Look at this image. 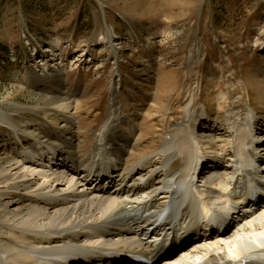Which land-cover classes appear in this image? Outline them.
<instances>
[{
  "label": "rangeland",
  "instance_id": "374dc122",
  "mask_svg": "<svg viewBox=\"0 0 264 264\" xmlns=\"http://www.w3.org/2000/svg\"><path fill=\"white\" fill-rule=\"evenodd\" d=\"M57 83L79 102L71 126L49 120ZM113 93L111 138L129 139L128 165L156 153L189 107L220 123L252 109L264 125V0H0V156L30 145L29 122L72 133L90 157Z\"/></svg>",
  "mask_w": 264,
  "mask_h": 264
},
{
  "label": "bare ground",
  "instance_id": "6f19581e",
  "mask_svg": "<svg viewBox=\"0 0 264 264\" xmlns=\"http://www.w3.org/2000/svg\"><path fill=\"white\" fill-rule=\"evenodd\" d=\"M42 79L48 87L54 83L49 74ZM56 85L49 120L71 126L79 102L66 101ZM112 101L90 157L73 146L72 133L56 135L29 122L23 131L30 145L0 156V230L12 239L10 245L0 241V264H88L91 253L100 257L93 264H134L136 253L151 258V243L163 231L191 229L239 206L252 183H264V125L252 109H231L220 123L205 113L192 117L189 107L188 121L170 131L156 153L128 165L129 139L111 138L119 114L114 93ZM214 142L220 144L216 153L205 152ZM177 158L182 163L173 169ZM208 228V222L201 226ZM157 264H264V202L230 231L190 238Z\"/></svg>",
  "mask_w": 264,
  "mask_h": 264
}]
</instances>
